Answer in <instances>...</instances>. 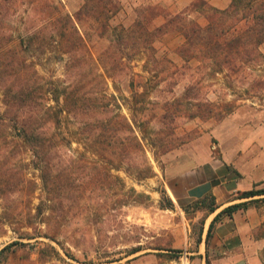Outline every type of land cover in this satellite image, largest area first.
Masks as SVG:
<instances>
[{"label":"trees","instance_id":"obj_1","mask_svg":"<svg viewBox=\"0 0 264 264\" xmlns=\"http://www.w3.org/2000/svg\"><path fill=\"white\" fill-rule=\"evenodd\" d=\"M50 3L52 0L44 1L46 5ZM192 5L205 8V23L190 18L185 12L174 13L162 6L143 5L133 25H119L111 30L113 43L102 50L99 58L95 57V47L90 45L89 39L95 32L86 30L83 23L92 19L101 24L104 19L101 30L96 31L98 37H104L109 32L107 22L111 15L108 13L112 11L109 6L113 7L110 0H85L75 14L62 13L58 6L51 4L42 27L28 39L19 37L17 45H11L13 35L0 29L2 228L3 223L6 226L19 219L27 221L29 226L36 218L43 222L59 221L83 206L107 204L108 193L116 179L119 180L116 176L111 179V170H121L126 164L138 170L137 181L155 174L147 159L146 141L152 149H161L163 153L173 147L168 137H157L159 140L152 143L146 137V123L152 120L150 117L143 119L148 115L149 89L142 86L140 92L132 81L131 98L110 92L111 79L132 69V50L145 49L151 52L149 58L155 60L154 45L159 38L173 33L179 40L176 53L183 61L182 69L192 70L189 63L195 60L204 64L206 77L223 75L227 70L232 75H245L250 64L261 65L264 0H230L224 9L212 7L205 0H196ZM160 17L164 21L154 25ZM45 40L58 53L67 56L62 80L45 78L35 64L24 58L32 41ZM158 58L165 69L174 67L173 61L166 56ZM152 73L155 74L148 78L151 83L157 78L156 71ZM203 87L202 81H191L183 99H174L162 117L169 115L171 122H175L179 113L186 110L185 101L189 110L191 106L197 108L191 109L189 118L210 117L215 104L191 96L192 91H200ZM226 106L227 111L221 117L233 109L232 103ZM124 107L128 113L123 112ZM155 116L153 111L152 117ZM140 159H144L145 165L134 163ZM131 191L143 196L135 189ZM262 194L264 189H252L240 196L250 198ZM34 195H38L39 202L32 214L23 206L29 205ZM208 199L211 200L209 205ZM195 202L200 203L201 208H208L209 213L217 209L212 195ZM247 205V202H240L220 211L210 224L208 236L214 222L224 215L232 216ZM21 235L32 236L30 233Z\"/></svg>","mask_w":264,"mask_h":264},{"label":"rangeland","instance_id":"obj_2","mask_svg":"<svg viewBox=\"0 0 264 264\" xmlns=\"http://www.w3.org/2000/svg\"><path fill=\"white\" fill-rule=\"evenodd\" d=\"M44 1L0 0V29L14 36L11 45H17L21 36L28 39L31 33L42 27L49 5L58 6L62 13L75 14L85 0H52L53 3L48 5ZM110 1L113 7L109 6L112 9L108 13L111 15L107 22L109 32L104 37H98L96 33L101 30L104 19L101 24L92 19L83 23L86 30L95 32L89 39L97 58L113 43L111 30L119 25H133L145 4L162 6L174 13L185 12L190 18L206 22L205 8L192 5L196 0ZM205 1L220 9L230 3V0ZM163 21L160 17L154 25ZM159 39L154 45L155 60L149 58L151 52L145 49L132 50V69L110 81V92L128 98L132 96V81L140 92L143 91L142 86L149 89L148 115L143 119L150 117L152 120L144 126L146 137L150 143L159 140L157 137H168L170 141L172 139L170 145L173 147L163 153L161 149H152L146 141L147 159L155 174L137 181L135 175L138 170L126 164L121 170H111V179L116 176L119 180L116 179V184L109 191L107 204L100 202L83 206L78 212L73 210L76 214L72 212L59 221L43 222L36 218L31 226L23 219L6 226L3 223V228L0 226V264H190L189 252L201 240L209 210L201 208L197 202L180 209L169 194L167 183L174 169L177 173L210 160L222 164L237 153L242 156L249 153V156H243L245 158L260 155L264 159V44L260 47L263 54L261 65L250 64L245 75H232L227 70L223 75L204 77V64L195 60L189 63L192 70L181 68L183 61L176 53L179 40L173 33ZM32 43V47L24 52V58L35 64L45 78L64 79L67 56L49 46L47 40ZM162 56L171 59L174 67L165 69L158 58ZM152 71H156L157 78L151 83L148 78L155 74ZM194 80L202 81L204 87L190 92L191 96L213 102V114L209 117L206 113L208 117L205 118H189L191 109L197 108L191 106L189 110L185 101L186 110L179 113L175 122H171L169 113L162 117L174 99H183L185 88ZM2 96L0 84V99ZM227 103H232L233 109L221 117L227 111ZM153 111L156 112L155 118L152 117ZM123 112L128 113L127 108L124 107ZM134 163L143 166L146 162L140 159ZM226 166L232 168L231 164ZM131 189L143 196L134 194ZM259 189H264V185ZM37 196H32L31 203L23 206L25 211L35 213L39 202ZM259 201L264 213V195L257 197L256 202ZM210 203L208 199L207 204ZM21 233L32 236L26 238Z\"/></svg>","mask_w":264,"mask_h":264},{"label":"crops","instance_id":"obj_3","mask_svg":"<svg viewBox=\"0 0 264 264\" xmlns=\"http://www.w3.org/2000/svg\"><path fill=\"white\" fill-rule=\"evenodd\" d=\"M243 156L237 153L225 159L227 163L210 160L177 173L173 170L167 189L177 207L182 209L207 195L215 198L217 207L205 221L201 240L189 252L190 264H264V213L261 202H256L261 195L240 196L264 185V159L260 155ZM240 202H247V207L220 218L209 237L208 228L214 217Z\"/></svg>","mask_w":264,"mask_h":264}]
</instances>
